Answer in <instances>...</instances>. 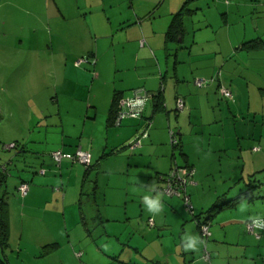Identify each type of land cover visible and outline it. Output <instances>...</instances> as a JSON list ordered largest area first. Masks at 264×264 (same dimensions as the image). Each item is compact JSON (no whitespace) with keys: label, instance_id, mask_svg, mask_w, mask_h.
<instances>
[{"label":"crops","instance_id":"obj_1","mask_svg":"<svg viewBox=\"0 0 264 264\" xmlns=\"http://www.w3.org/2000/svg\"><path fill=\"white\" fill-rule=\"evenodd\" d=\"M9 1L26 19V24L22 20L14 27L18 37L12 46L14 55L31 60L32 70L42 66L44 76L53 70L57 93L75 100V118L80 120L74 132L61 124L62 136L56 143L22 137L16 140L18 150L11 149L10 155L18 156V168L26 170H16L13 189H0L8 207L9 235L2 251L9 264H42L46 259L43 264L68 260L83 264L79 258L88 259L86 240L92 233L82 205L84 166L68 157L57 164L50 153L81 148L90 152L92 161L100 151L97 169L107 155H116L105 153L107 148L127 141L143 125L142 137H136L140 144H127L131 151L138 148L139 154H126V162L116 165V171L131 166L137 173L136 168L143 167L147 190L148 185L162 183L157 174L168 171L174 161L194 166V179L188 186L192 208L197 213L208 211L210 227L207 238L202 237L185 206L171 195H162L158 214L149 213L145 204L148 217L134 224L136 231L129 227L131 217L125 207L124 219L107 221L122 224L128 236L136 233L143 241L152 240L153 245H142L147 248L142 259L153 264L159 260L186 264L183 255L188 257L194 249L185 250L184 245L196 235L202 241L214 237L222 242L235 240L238 246L243 242V256L248 248L252 251L247 259L264 256L262 245L253 246L252 234L245 228L250 217L264 218V186H253L252 197L244 194L251 178L264 176V0ZM176 14L180 29L168 35ZM80 59L85 60L77 64ZM197 79L205 84L197 86ZM219 83L229 88L232 101L221 98ZM161 86L163 107L156 109L153 92ZM138 89L152 93L142 114L125 116L113 128L107 118L114 94L130 97ZM177 96L184 100L181 110H176ZM58 103L63 122L62 111L70 112L72 101L58 99ZM98 123L101 129L96 135ZM172 130L180 141L177 150L167 143ZM258 146V151L251 150ZM34 162L39 166L29 172ZM40 167L45 168L44 174L38 173ZM209 177H220L223 182L208 191ZM21 180L28 181L25 195L16 189ZM15 230L18 241L13 243ZM119 231L101 234L107 240L113 235L120 240ZM254 238L264 244V228ZM27 240L34 243L23 244ZM49 243L56 245L41 257L35 255ZM57 255L68 258L57 261Z\"/></svg>","mask_w":264,"mask_h":264},{"label":"rangeland","instance_id":"obj_2","mask_svg":"<svg viewBox=\"0 0 264 264\" xmlns=\"http://www.w3.org/2000/svg\"><path fill=\"white\" fill-rule=\"evenodd\" d=\"M17 12V10L12 8L9 0H0V157L4 160V163H7V169L10 173L8 176L6 175V185L2 186L3 189L7 190L13 189L14 187L12 178L16 181V170L22 168L26 170V168H18L20 166L18 164V156L12 155L13 160L11 162L7 160L8 156L12 152V147L4 150V148H2V143L8 144L14 141L17 144L16 140L21 141L22 137H35L48 142L56 143L62 136L60 131L61 124H64L66 127H71L70 132H74V126L76 123H80V120L75 118V100L64 97L60 92L57 93L59 84L56 83V76L52 74L53 70H51V74L49 76H44L43 70L41 69L42 66L34 64L36 65L34 67L35 70H32L31 62H29L31 60L28 61V58L25 57L26 61H22L20 59L24 56L23 54H19V56L14 55L15 52L12 50V46L13 44H16L15 42L18 39L17 33L14 31V27H17L19 22L22 20L23 23L26 24V19H22V15H19ZM81 91L82 90H79L80 94ZM58 99L59 101H67L68 104L72 101L70 112L62 111V116L64 117L63 122L60 120L61 114L58 113ZM98 124L96 135H99L101 129V124ZM143 126L140 127V132L146 128ZM77 127L79 128H75L76 131L81 128L80 125ZM139 131H136L133 136H131L127 141L122 142V144H117V146L113 149L112 147L107 148L105 153L108 154L114 152L116 155L111 157V154L107 155L108 158L103 161L104 163L101 161V166L97 169H95L97 162L95 160H99L102 156V152L99 151L97 158H94L93 156V167L89 175L86 177L82 196V205L87 226L91 229L92 233L91 237L88 236L89 239L86 240L88 244L87 250L89 252L88 259H86L84 255L79 258L83 264H153L141 257L142 253H144L147 249L144 248L146 246L143 247L142 245L145 242L150 243L148 245H153L150 238L143 241L141 238H138L139 235L136 233H131V235L128 236L127 234H124V227L122 224L107 221V218L119 220L124 219L123 213L126 212V208L128 207L127 215L131 217L129 227L136 231L138 227H135L134 224L139 222L140 219H144L145 221L148 217V213L145 210V203L143 202L144 197L157 193L153 192L149 185L146 190V181L148 178L145 174L147 171H145L143 167H139L138 169L136 168L137 173L134 171V167L131 166L120 170L119 173L115 169L116 165L126 162V154H139L138 148L131 151L127 145L133 142L136 137H142ZM141 139L143 140V138ZM167 143L169 144L170 149L177 150L172 146L170 138H168ZM13 148L14 150H18V144ZM37 166H39V164L36 165L34 162L33 167L30 168L29 172H33L32 170ZM163 169L167 170V166ZM97 174L98 185L95 193H93V182ZM13 176H15V178ZM127 182H130V185H128ZM208 182L210 183L209 189L207 188L208 191H213L214 188H218V184L220 185L223 182V179L220 177H209ZM254 184L258 185V187L264 186V176H255V178H251L250 186ZM252 188L254 189V187ZM68 197L69 193L67 194V198ZM171 198L180 200L182 205L185 206L183 200L179 197L171 196ZM186 212L189 217H191V214L187 209ZM111 224H116L118 227H113ZM104 230H108L110 232L112 230H121L117 234L120 240H118L113 234V236L108 237L109 239L107 240L106 234H101ZM16 232L17 230L13 232V243L18 241ZM142 235L143 234L141 233V236ZM177 237L178 236H176V238ZM254 237L256 236L252 234V245L255 247H260L262 245L260 249L261 253L264 254V244ZM196 238L200 240L197 241L199 245L196 246L194 251H192V254L189 252L188 257L186 254L183 255L184 263L189 264L195 260V264H208L201 258L203 250L202 240L198 237V235H196ZM242 239L243 238H241L240 241H242ZM30 242L31 244L34 243L33 241L27 240V242H24L23 244H28L29 246ZM165 244L170 248V245L167 244V242H164V245ZM239 244L240 245L238 246L235 240H226L222 242L214 237L209 238L206 241V246L211 254L210 264H255L256 258L258 259V264H264V256L259 257L257 255L258 252L255 253L257 257L253 256V259L245 258L250 256L252 251L248 248L246 256L244 257L243 246H241L243 242H240ZM84 245L82 244V246ZM14 247L16 246L14 245ZM42 250L43 247L41 246L35 255H42ZM105 253L110 256L108 257ZM0 256H4L1 245ZM37 256L36 259L38 258ZM62 256L57 255L55 258L57 261L62 259L65 261V258H68L64 255ZM114 257L116 259H114ZM117 258L119 261H117ZM46 260L41 263H45ZM65 263L73 264L71 260H68ZM154 264H166V262L159 260V263L155 261Z\"/></svg>","mask_w":264,"mask_h":264},{"label":"trees","instance_id":"obj_3","mask_svg":"<svg viewBox=\"0 0 264 264\" xmlns=\"http://www.w3.org/2000/svg\"><path fill=\"white\" fill-rule=\"evenodd\" d=\"M180 17H178V14L174 15L171 22H170V25L168 27V31H167V34L170 35L175 29H180ZM178 27V28H177ZM199 79L195 80V84L197 86H203L205 83L204 81L201 83V84H198V81ZM201 80V79H200ZM222 85L219 83L218 84V87H217V90L221 96L222 99H225L226 101H232V98H228L226 96H224L221 92H220V87ZM120 98V95L119 94H114V100H113V104L109 110V113H108V118H107V121H108V124L109 125H114L113 121H114V118H115V115H116V112H117V107H116V103H117V100ZM153 98L155 99V108L156 109H160L162 108L163 106V96H162V86L159 88L158 91H154L153 92ZM178 99H181L182 102H183V105L181 108H178L177 106V101ZM184 107V100L183 98H179L177 96L176 98V110H181L182 108ZM173 133V136L175 137V141L172 142L171 139H170V142L172 144V146L175 148L177 146L180 145V141H178V136L176 135L175 131L172 130L171 131ZM14 142V141H13ZM15 143V142H14ZM4 145L5 143H2V148H4ZM17 144L15 143V146ZM14 149V148H12ZM260 149V147H256V150L254 148H252L251 150L252 151H258ZM4 150H6V148H4ZM8 150V149H7ZM56 150V149H55ZM61 150V149H60ZM54 151V150H53ZM63 151V150H61ZM76 151V150H75ZM75 151L74 152H66V153H70L72 155L75 154ZM64 152V151H63ZM52 153V151H51ZM50 153V154H51ZM71 159V158H70ZM9 162H11L13 160L12 158V155H10V157H8ZM73 161V159H71ZM57 163V162H56ZM7 163H4V160L0 157V189L3 185L6 184V180H7V176L10 174L8 169H7ZM59 164V163H57ZM84 180H86V177L87 175H89V173L91 172L92 170V161H91V154H90V163L89 165H84ZM174 166H177V167H185L187 168L188 170H191L192 173H190L189 175H187L185 178H186V183L183 187V189L180 190V194L179 195H173V196H177V197H180L183 202H184V205L186 207V209L189 211V213L191 214V217L193 218V220L195 221L196 223V227L197 229L199 230L200 234H201V231H200V227L203 225V224H208V228L210 227V221H209V216L207 214L208 211H205V212H199L197 213L195 210H193L192 208V204H191V200H190V193L188 191V186L193 182V179H194V174H195V167L190 165V164H178L176 161H174L170 167V169L168 170V172H165V173H158L157 174V178L159 181H161L162 183L160 185H157L156 187V190L157 191H160L163 195H168V194H165L164 191L162 190V188L164 187L165 183H166V176L169 174V172L171 171V169L174 167ZM40 169H43L44 172H45V168L43 167H40L38 169V173H40ZM40 174H44V173H40ZM7 175V176H6ZM97 181L94 180V184H93V193H95V190H96V183ZM182 182V181H181ZM21 183H26L28 185V181L26 180H21L16 189H17V192L20 194V195H25V194H22L21 191L19 190V185ZM29 186V185H28ZM253 186H257V185H249L248 186V189L247 191L244 193L246 194L247 196H250L252 197V190H253ZM83 193V191H81V194ZM184 195H187L188 196V201L186 202L185 199H184ZM172 196V195H171ZM81 201V199H80ZM7 203L5 201V199L3 198V196L0 195V245L2 248H4L7 244V239H8V235H9V228H8V216H7ZM253 220H257L261 223V228H264V218H261L259 216H253V217H250L245 223L249 222V221H253ZM259 229V230H260ZM246 230L249 231L246 227ZM251 234L255 235L253 232H250ZM256 236V235H255ZM258 237V236H256ZM55 243H49V244H45L43 245V250H42V254L43 253H46L50 250H52L54 247H55ZM203 251H207L209 253V257L207 260H205L207 263L209 262L210 263V258H211V254L210 252L208 251L207 249V246H206V241H203V250H202V258H203ZM204 259V258H203ZM0 264H9L8 260L6 259L5 255L4 256H0Z\"/></svg>","mask_w":264,"mask_h":264},{"label":"built area","instance_id":"obj_4","mask_svg":"<svg viewBox=\"0 0 264 264\" xmlns=\"http://www.w3.org/2000/svg\"><path fill=\"white\" fill-rule=\"evenodd\" d=\"M83 60L85 59H80L78 60L76 63L80 64ZM198 84H201L203 82V80H198L197 81ZM220 92L228 97V98H232V93L229 90V88L225 87V86H221L220 87ZM152 95V93L144 90H136L135 93L130 96V97H120L117 100L116 103V107H117V112L114 118V125H119L122 118L125 116H140L143 112V108L145 105L146 100ZM183 105V102L181 99H178L177 101V106L178 108H181ZM170 139L172 142H174L176 139L173 136V133L170 132ZM140 144V140L139 139H135L133 142L130 143L131 147H135L137 145ZM9 147H15V143L11 142L8 144L4 145V148H8ZM52 157L55 159L56 162H60L62 157H68L71 158L73 160L79 161L80 163L86 165H89L90 163V152L86 151V150H82L81 148H77L75 151V154L72 155L70 153H66L61 151L60 149H56L54 151H52L51 153ZM40 173H44L43 169H40ZM190 173H192L191 170H188L185 167H177L174 166L171 171L169 172V174L166 176L167 180L166 183L164 185V187L162 188V190L164 191L165 194L168 195H179L180 194V190L183 189L185 183H186V176L189 175ZM182 181V182H181ZM28 189V185L26 183H21L19 185V190L21 191L22 194H25L27 192ZM184 199L187 202L188 201V196L184 195ZM246 227L250 232L255 233L256 236H258V232L259 229L261 228V223L257 220H253V221H249L246 223ZM200 231L202 234V237L207 238L208 234H209V228H208V224H203L200 227ZM209 257V253L207 251L204 252L203 254V258L205 260H207Z\"/></svg>","mask_w":264,"mask_h":264},{"label":"clouds","instance_id":"obj_5","mask_svg":"<svg viewBox=\"0 0 264 264\" xmlns=\"http://www.w3.org/2000/svg\"><path fill=\"white\" fill-rule=\"evenodd\" d=\"M150 188L154 191L156 190V186L155 184L150 185ZM162 193L161 192H157L156 195L153 196H145L144 197V201L147 207V210L149 213L151 214H158L161 212L163 205L161 203V198H162ZM243 210V208L241 209ZM188 238V236H185L184 239ZM197 241L198 240L196 237L192 238L189 240V243H187L186 245H184L185 250H189V249H195L197 246ZM203 243V241H201Z\"/></svg>","mask_w":264,"mask_h":264}]
</instances>
